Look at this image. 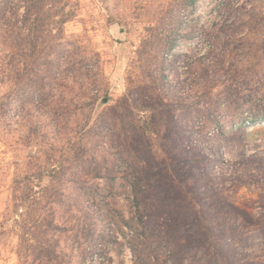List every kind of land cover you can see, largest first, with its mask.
<instances>
[{
    "label": "rangeland",
    "instance_id": "1",
    "mask_svg": "<svg viewBox=\"0 0 264 264\" xmlns=\"http://www.w3.org/2000/svg\"><path fill=\"white\" fill-rule=\"evenodd\" d=\"M57 64L81 130L39 106ZM253 109L264 0H0V264H264Z\"/></svg>",
    "mask_w": 264,
    "mask_h": 264
},
{
    "label": "trees",
    "instance_id": "2",
    "mask_svg": "<svg viewBox=\"0 0 264 264\" xmlns=\"http://www.w3.org/2000/svg\"><path fill=\"white\" fill-rule=\"evenodd\" d=\"M63 20L65 21V19H61L60 22H64ZM61 64H57V68L51 71V76L49 77V79L43 83V88L45 86L46 90L45 92L39 94V101L41 102L39 106L41 108H44L48 117L54 120L56 126L58 125V128L65 129L71 127L70 130L72 131H76L78 129L81 130L84 127L83 123H81V119L76 118L75 121H72V126H70L69 121L72 117H76L77 114L85 111V109H88V111L92 110L96 99L95 94L94 96L92 95L89 97H86L87 94L85 97L81 95L82 97H76L75 100L70 97L68 92L66 93V90L68 89L67 77L69 76V71H67L66 68H62ZM259 112L261 111L258 109H253L252 111H248L244 116L241 115L239 118L241 119V121L247 123H252L256 120L264 119V112ZM79 139H81V137H77V139H74V142L80 143L81 140ZM83 153L84 152L81 151L78 155H76V157L80 159L83 156ZM134 161L131 162V167L129 168V170L134 174L131 177V181H129V183L132 184L131 187H133L134 190L132 193V199L134 205L136 206L135 210L139 214V218H142L145 214L144 212L146 211V207L148 204L147 195L144 191V187L142 186V179L141 177H139V175L143 174L144 166L142 164H144L145 161H141L139 159L135 162ZM148 209L149 207L147 208V210ZM233 212H235V210ZM234 221L235 219L232 220V223H234ZM210 226V229L215 228V226H213L212 224ZM224 227H226V234H224L226 251L230 242L229 230H237V227L235 225L234 227H231L226 223ZM206 246L207 250L211 252L210 244L206 243Z\"/></svg>",
    "mask_w": 264,
    "mask_h": 264
},
{
    "label": "water",
    "instance_id": "3",
    "mask_svg": "<svg viewBox=\"0 0 264 264\" xmlns=\"http://www.w3.org/2000/svg\"><path fill=\"white\" fill-rule=\"evenodd\" d=\"M107 100H102L101 103H105Z\"/></svg>",
    "mask_w": 264,
    "mask_h": 264
}]
</instances>
